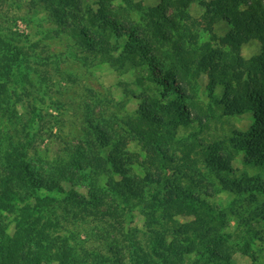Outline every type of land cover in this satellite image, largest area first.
I'll use <instances>...</instances> for the list:
<instances>
[{
	"label": "rangeland",
	"instance_id": "obj_1",
	"mask_svg": "<svg viewBox=\"0 0 264 264\" xmlns=\"http://www.w3.org/2000/svg\"><path fill=\"white\" fill-rule=\"evenodd\" d=\"M209 1L192 0L187 9L189 18L180 19L193 46L209 42L208 28L216 35L229 30L223 20L210 23L206 19ZM260 1L264 4V0ZM158 2L111 0L110 9L121 21L143 24L145 21L134 3L145 9ZM90 4L96 10L98 0H90ZM63 14L53 13L38 0H0V38L3 39L0 40V188L6 176L4 153L11 150V140L19 142L24 138L20 115L24 118L31 107L41 110L44 124L35 137L34 147L27 148L29 168L33 175L53 179L57 186L50 191L18 185L10 179L5 181L16 194L12 196L15 211L0 209V219L6 223L9 235L14 231L22 204L45 212L42 227H35L40 234L35 237L33 247H40L42 253L27 258L25 251L18 263L8 264H264V189H245L248 182L264 184V170L259 163L247 162L245 153L233 148L227 138L232 130L249 127L253 114H241L231 105L223 114L209 120L203 118L202 122L194 119L176 126L172 134H165L174 147L172 160H178L183 155L178 148L187 145L190 157L196 162L193 178L200 182L198 189L194 188L199 194L197 211L209 213L207 224L201 225L200 230L184 233L183 225L194 218L192 214L180 212L171 220H159L160 206L150 209L142 201L136 204L134 200H119L115 206L117 223L81 210L68 200L67 196L72 194L88 200L89 186L94 184L104 197L96 210L104 211L116 203L117 187L107 183L120 182L125 176L142 177L147 171L156 172L155 165L146 162L149 146L129 130L126 122L138 115L146 100L162 91L150 81L148 68L141 64L140 57L125 56V39L111 36L107 43L101 41L102 32L91 28L90 44L102 46L106 51L86 49L67 30V25H73L71 19L59 21L58 16ZM166 14L173 19L177 17L172 7L166 9ZM14 44L27 53L24 67H13L5 59L15 54ZM259 53L258 40L243 43L234 57L225 59L232 76L243 78L246 63ZM199 57L207 62L215 61L217 47L213 45L202 53L200 50ZM165 58L166 66L172 68ZM189 58H194L192 51L182 55L181 60ZM27 65L31 70L25 68ZM208 72L205 69L197 76L198 97L203 103L209 97ZM221 92L220 86L212 91L215 95ZM34 125L37 129V123ZM100 128L105 131V144L97 138ZM216 140L220 145L219 155L223 157L219 176L211 171V163L204 161L205 152ZM120 153L121 159L114 160ZM156 166L164 175H173L165 161ZM36 191L54 196L49 211L36 204ZM156 220L159 221L153 222ZM212 228L215 241L226 254L222 259L213 258L211 242L200 240V234H207ZM167 247L172 249L171 253L165 250ZM138 248L146 251V255L138 256Z\"/></svg>",
	"mask_w": 264,
	"mask_h": 264
},
{
	"label": "trees",
	"instance_id": "obj_2",
	"mask_svg": "<svg viewBox=\"0 0 264 264\" xmlns=\"http://www.w3.org/2000/svg\"><path fill=\"white\" fill-rule=\"evenodd\" d=\"M38 1L53 13L63 12V16H58L59 21L69 17L73 25H67V30L76 38L78 44L86 49L101 53L106 51L102 46L90 44V33L93 32L91 28H95L96 32H102L101 41L107 43L111 36L116 40L125 39L123 44L125 56L128 59L140 57L141 64H146L148 68L150 81L156 83L162 91L160 95L146 100L138 110V115L126 122L129 130L138 134L149 146L146 162L149 165H155L156 172L147 171L142 177L125 176L120 182L107 183L110 187L111 185L117 187L115 190L116 203L108 206L104 211L96 210L104 197L94 184L89 186L90 198L88 200L74 194L67 196L72 204L78 205L81 210L91 211L99 214L100 217H106L119 223L118 209L115 207L119 200H134L136 204L142 201L150 209L160 206L158 207L160 208L159 220H171L175 213H190L194 218L183 225L184 233L200 230L201 225L207 224L209 213L201 214L197 211L200 209L197 205L199 194L194 188L198 189L200 182L193 178L196 173L194 171L196 162L190 157L187 145L180 147L181 149L178 148L183 155L179 156L178 160H172V142L166 139L165 134H172L176 126L186 125L194 119L202 122L203 118L209 120L223 114L229 105L241 114L245 112L253 114V123L245 130H232L227 137L229 142L233 148L245 153L244 158L247 162L259 163L264 170V4L260 0H210L206 6V19L210 23L223 20L229 26V30L223 35H216L212 28H208L209 42L196 46L191 44L190 39L187 40L185 29L180 23L184 17H188L187 9L192 0H159L156 5L145 9L140 3H134V8L141 13L145 21L143 24L121 21L110 9L111 0H98L96 10L90 4V0ZM169 7L173 8L174 14L176 12L175 19L166 14V9ZM250 39L259 41L261 53L248 60L243 78H234L230 65L225 59L234 57L241 45ZM0 40L3 39L0 38ZM16 45L13 46L15 54L11 53V56L9 54L5 56V59L9 60L11 66L21 68L24 67L23 63L24 60L26 61L27 53H23L21 47ZM213 45L217 47L218 53L215 61L207 62L205 58L199 57L200 50L202 53L203 50ZM164 46L166 49H162ZM189 51H192L196 60L194 58H189L188 61L181 60L182 55ZM165 56L172 64V68L166 66ZM223 60L225 63H222ZM25 68L31 70L28 65ZM205 69L209 71L206 85L209 97L207 102L203 103L198 97L197 76ZM32 70L35 71L34 68ZM216 86L221 87L220 95L212 93ZM43 116L41 110L35 107H31L24 118L20 115V131H24V134L21 132L24 138L19 142L11 140L9 144L11 150L4 153L3 167H5L6 176L3 183L1 182L0 209L16 210V204L12 199V196L16 194L5 184L7 179L31 188L42 187L54 191L57 187L53 179L33 175L26 158L27 148L34 147L35 137L42 129ZM34 123H37V129H34L36 127ZM29 127L33 129L29 130ZM96 134L98 139H102L100 140L102 144L107 142H104L106 138L104 129H98ZM217 141L213 142L210 150L205 152L204 161L205 164L211 163V171H216V175L219 176V167H221L223 157L217 150L220 147ZM175 144V146L180 145ZM118 158L121 159V153L113 157L114 160ZM163 161L172 169L173 175L166 176L162 170H158L156 163ZM183 179L186 180L181 184ZM251 183H246L245 189L248 187L264 189V184L253 185ZM34 199L36 204L45 207V211H49L54 196L37 192ZM22 205L12 235L8 234L6 223L0 219V264L18 263L26 252L27 258H33L42 253L40 247H33L36 245L37 238L35 237L40 234L39 231H35V227H42L45 212L30 207L28 204ZM46 220L48 221V218ZM213 228L207 234H200V240H204L206 244L211 242L210 251L213 258L222 259L226 254L215 241ZM216 230L217 228H214V231ZM149 231L151 232L150 227ZM177 231L180 232V224H177ZM165 250L172 252L169 247ZM149 251L151 252V249ZM142 255H146V251L138 248V256ZM64 259L67 262L66 256Z\"/></svg>",
	"mask_w": 264,
	"mask_h": 264
}]
</instances>
